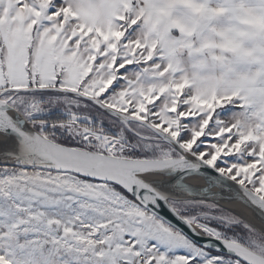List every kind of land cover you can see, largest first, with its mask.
<instances>
[{"label": "snow or ice", "instance_id": "snow-or-ice-1", "mask_svg": "<svg viewBox=\"0 0 264 264\" xmlns=\"http://www.w3.org/2000/svg\"><path fill=\"white\" fill-rule=\"evenodd\" d=\"M0 264H264V0H0Z\"/></svg>", "mask_w": 264, "mask_h": 264}, {"label": "bare ground", "instance_id": "bare-ground-1", "mask_svg": "<svg viewBox=\"0 0 264 264\" xmlns=\"http://www.w3.org/2000/svg\"><path fill=\"white\" fill-rule=\"evenodd\" d=\"M188 182L192 183L194 185H199V184L203 183L202 180H197L196 178H192ZM226 206L230 207L232 209H235L237 211H240L241 213H243L247 217V219H251L249 212L247 210H245L239 203L227 204Z\"/></svg>", "mask_w": 264, "mask_h": 264}, {"label": "water", "instance_id": "water-1", "mask_svg": "<svg viewBox=\"0 0 264 264\" xmlns=\"http://www.w3.org/2000/svg\"><path fill=\"white\" fill-rule=\"evenodd\" d=\"M203 182V181H202ZM240 204V203H239ZM245 210H247L248 212H249V214H250V216H251V219H253L254 218V213L252 212V210L251 209H248V208H246V207H244V205H242V204H240ZM225 207H227L226 205H224ZM227 208H230V207H227ZM231 210H233L234 212H236V213H238V214H240V215H242L243 217H245V218H247L243 213H241L240 211H237V210H235V209H232V208H230Z\"/></svg>", "mask_w": 264, "mask_h": 264}]
</instances>
